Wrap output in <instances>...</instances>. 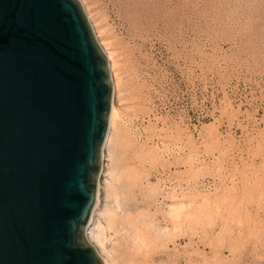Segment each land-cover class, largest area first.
<instances>
[{
  "label": "rangeland",
  "instance_id": "obj_1",
  "mask_svg": "<svg viewBox=\"0 0 264 264\" xmlns=\"http://www.w3.org/2000/svg\"><path fill=\"white\" fill-rule=\"evenodd\" d=\"M80 3L116 111L86 241L105 264H139L140 236L153 264H264V0Z\"/></svg>",
  "mask_w": 264,
  "mask_h": 264
},
{
  "label": "water",
  "instance_id": "obj_2",
  "mask_svg": "<svg viewBox=\"0 0 264 264\" xmlns=\"http://www.w3.org/2000/svg\"><path fill=\"white\" fill-rule=\"evenodd\" d=\"M113 93L79 0H0V264H105L85 229Z\"/></svg>",
  "mask_w": 264,
  "mask_h": 264
},
{
  "label": "bare ground",
  "instance_id": "obj_3",
  "mask_svg": "<svg viewBox=\"0 0 264 264\" xmlns=\"http://www.w3.org/2000/svg\"><path fill=\"white\" fill-rule=\"evenodd\" d=\"M101 45H102V43H101ZM102 49H104V48H102ZM106 56L110 60V58H111L110 55L107 54ZM115 115H116L115 107L112 106V112L110 115V125L111 126L113 124ZM110 125H109V129H110ZM108 133H109V131H108ZM109 136H110V134L109 135L107 134L108 138H106V141H108ZM95 207H96V205H95ZM140 238H141L140 242H134V244H133L134 261H136L139 264H150V263L153 264L155 262V260L157 259V257L155 254L149 253V243H148L147 239H145L144 236H142V237L140 236Z\"/></svg>",
  "mask_w": 264,
  "mask_h": 264
}]
</instances>
